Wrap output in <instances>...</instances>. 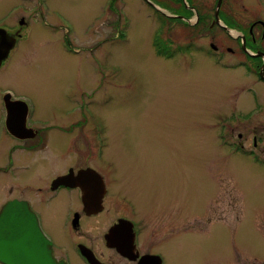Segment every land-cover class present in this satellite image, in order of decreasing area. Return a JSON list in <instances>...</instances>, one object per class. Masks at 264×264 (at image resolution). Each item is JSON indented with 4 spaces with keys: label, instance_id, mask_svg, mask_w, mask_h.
Listing matches in <instances>:
<instances>
[{
    "label": "rangeland",
    "instance_id": "374dc122",
    "mask_svg": "<svg viewBox=\"0 0 264 264\" xmlns=\"http://www.w3.org/2000/svg\"><path fill=\"white\" fill-rule=\"evenodd\" d=\"M29 1L31 26L0 70V98L10 88L45 125L78 123L76 137L68 139H79L86 157L101 139L96 125L117 177L112 188L134 201L148 223L164 207L173 215L188 210L190 235L169 249L155 245L166 250L168 264H264V166L233 144L239 132L251 140L264 117L231 130L232 110L243 104L246 114L253 106L244 104L247 84L233 83L231 72L189 53L206 40L186 48L188 57L178 51L184 31L172 24L167 0H149L154 7L145 0ZM18 3L0 0V16ZM170 41L178 46L169 51L175 55L158 54L155 44L169 48ZM2 108L0 99V117ZM52 139L58 153L39 159L42 177L76 161L60 154L64 135ZM5 140L0 156L11 144ZM6 178L0 173V205L23 198L8 193ZM27 178L21 182H33V173ZM50 210L59 224L63 212ZM43 214L48 231L59 236Z\"/></svg>",
    "mask_w": 264,
    "mask_h": 264
},
{
    "label": "flooded vegetation",
    "instance_id": "af4514ba",
    "mask_svg": "<svg viewBox=\"0 0 264 264\" xmlns=\"http://www.w3.org/2000/svg\"><path fill=\"white\" fill-rule=\"evenodd\" d=\"M18 1L20 3L0 16V50L14 44L0 70L8 64L10 55L31 26L30 1ZM167 6L172 13V24H178L185 36V45L178 49L175 42L170 41V50L178 49L188 57L186 48L206 40L189 53L203 55L223 73L231 72L229 78L233 83L247 84L244 104L253 101V106L246 114L243 104L232 110L231 130L236 132V128L249 126L258 116L264 117V0H167ZM9 89L6 88L0 98L3 106L0 141L11 142L0 156V173L9 181L8 193L13 195L18 191L23 198L15 196L6 200L0 205V211L10 201H26L50 244L53 264H168L166 250L162 248L169 249L176 238L190 235L189 211L184 208L173 215L164 207L156 214L155 221L148 223L138 214L134 201L112 188L117 177L104 157L108 147L96 125L93 131L101 138L96 140L98 148L95 152L89 151V156H83L78 152L79 139H68L76 135L78 123L69 127L45 125L34 118L30 101ZM80 107L85 111L90 106ZM79 108L73 110L70 118L78 114ZM84 114L88 118V113ZM261 128L252 130L251 140L245 133H237L233 144L239 152L248 151L264 166V121ZM55 134L66 137L60 154H73L76 161L71 165L65 163L42 177L43 161L39 159L58 153L55 148L59 147L52 139L58 136ZM32 157L34 161L30 164ZM27 159L29 162L25 161ZM31 173L33 182L23 184L21 181L26 175L27 180H31ZM41 209L48 212V223L61 231L59 236L48 231ZM50 209L63 212L59 224H55ZM156 244L162 248L158 249Z\"/></svg>",
    "mask_w": 264,
    "mask_h": 264
},
{
    "label": "water",
    "instance_id": "95a60500",
    "mask_svg": "<svg viewBox=\"0 0 264 264\" xmlns=\"http://www.w3.org/2000/svg\"><path fill=\"white\" fill-rule=\"evenodd\" d=\"M145 1L154 7L149 0ZM8 46L7 49L0 50V66L8 58L14 44ZM49 245L36 214L26 201L13 200L5 203L0 211V262L53 264Z\"/></svg>",
    "mask_w": 264,
    "mask_h": 264
},
{
    "label": "trees",
    "instance_id": "16d2710c",
    "mask_svg": "<svg viewBox=\"0 0 264 264\" xmlns=\"http://www.w3.org/2000/svg\"><path fill=\"white\" fill-rule=\"evenodd\" d=\"M158 39H160V38L158 37ZM155 48H156L158 54H160V55L164 54L165 56H169V57L173 56V54L175 55V52H172L173 54L169 53V51L171 52V50L169 48H167V46H165L163 43L160 44V43L157 42L155 44Z\"/></svg>",
    "mask_w": 264,
    "mask_h": 264
}]
</instances>
